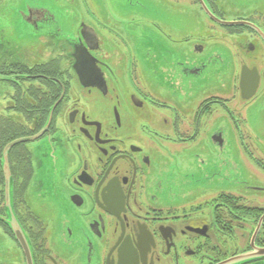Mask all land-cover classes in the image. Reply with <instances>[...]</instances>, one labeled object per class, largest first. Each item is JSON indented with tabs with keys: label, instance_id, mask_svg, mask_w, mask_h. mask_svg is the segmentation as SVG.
<instances>
[{
	"label": "flooded vegetation",
	"instance_id": "obj_1",
	"mask_svg": "<svg viewBox=\"0 0 264 264\" xmlns=\"http://www.w3.org/2000/svg\"><path fill=\"white\" fill-rule=\"evenodd\" d=\"M55 2L0 25V264H264V148L229 121L264 105V0Z\"/></svg>",
	"mask_w": 264,
	"mask_h": 264
},
{
	"label": "rangeland",
	"instance_id": "obj_2",
	"mask_svg": "<svg viewBox=\"0 0 264 264\" xmlns=\"http://www.w3.org/2000/svg\"><path fill=\"white\" fill-rule=\"evenodd\" d=\"M28 0H0V25H6L8 24H18L19 26H27L23 22V16L22 12L25 10V7L23 6L24 3H26ZM40 5L48 6V7H55L56 3L55 0H37ZM63 4L71 5L68 0H62ZM166 6H171V3L166 1ZM168 16H177L180 17L181 20L186 21H205L207 20L204 14L199 11L198 9H192V8H184L182 11H180V14H177L175 12L169 13ZM64 22L62 26H64V29L66 33L69 35L71 33V30H73L72 22L75 20V16L71 13V11H68L66 14H64L63 18ZM28 34V30H20L16 35H20L19 42H22L25 47H28L33 44V41L29 38H24V35ZM224 58L226 59V62L229 66L234 65V59L233 56L230 55H224ZM212 87L218 88L220 90H223L224 96H227L231 99L232 105L236 107L237 115L241 114V108L243 101L240 99V96H237V93L235 91V83L232 78V72L229 73H223V74H214L212 77ZM248 119V125L249 128L255 132V134H258L257 139L261 141V146L264 148V105L261 106H254L250 109L249 112L244 113L243 117H236L233 116V118L229 117V121L231 123H234L233 121L235 119ZM230 124V123H229ZM249 148H254L252 144H250L249 141L246 142Z\"/></svg>",
	"mask_w": 264,
	"mask_h": 264
},
{
	"label": "water",
	"instance_id": "obj_3",
	"mask_svg": "<svg viewBox=\"0 0 264 264\" xmlns=\"http://www.w3.org/2000/svg\"><path fill=\"white\" fill-rule=\"evenodd\" d=\"M19 142H21V141H19ZM18 143V142H17ZM16 144V143H15ZM245 258V257H244Z\"/></svg>",
	"mask_w": 264,
	"mask_h": 264
}]
</instances>
